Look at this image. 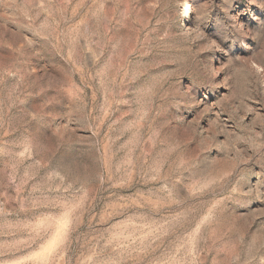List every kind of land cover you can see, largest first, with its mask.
Wrapping results in <instances>:
<instances>
[{"label":"rangeland","instance_id":"374dc122","mask_svg":"<svg viewBox=\"0 0 264 264\" xmlns=\"http://www.w3.org/2000/svg\"><path fill=\"white\" fill-rule=\"evenodd\" d=\"M0 264H264V0H0Z\"/></svg>","mask_w":264,"mask_h":264}]
</instances>
